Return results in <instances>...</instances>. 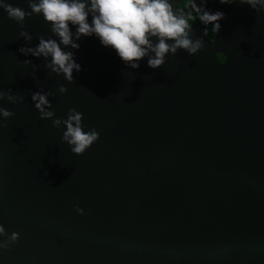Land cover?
<instances>
[{
    "label": "water",
    "instance_id": "95a60500",
    "mask_svg": "<svg viewBox=\"0 0 264 264\" xmlns=\"http://www.w3.org/2000/svg\"><path fill=\"white\" fill-rule=\"evenodd\" d=\"M204 6L224 18L212 39L190 25L196 54L131 69L82 36L72 82L18 52L52 36L43 18L0 9V91L22 97L0 99L13 113L0 118V264H264V11ZM37 89L53 118L34 108ZM70 108L99 133L79 155L52 124Z\"/></svg>",
    "mask_w": 264,
    "mask_h": 264
},
{
    "label": "clouds",
    "instance_id": "9594fccd",
    "mask_svg": "<svg viewBox=\"0 0 264 264\" xmlns=\"http://www.w3.org/2000/svg\"><path fill=\"white\" fill-rule=\"evenodd\" d=\"M206 0H200L199 5L191 0L189 10H195L204 25H212L217 33L219 21L224 18L222 11H209L205 8ZM221 4L239 2L247 4L256 11H264V0H219ZM27 11L14 6L8 0H0L8 18L22 24L25 17L40 15L48 24L51 37L38 35L34 46H21L18 52L32 57L43 58L44 67L49 74L62 75L72 82L73 72H79L81 65L76 61L72 49H78L77 41L82 37H94L101 46L112 49L120 61L128 68L136 69L140 61L146 60V66L157 69L165 62L167 54H175L178 49L187 55L196 54L203 46L200 38H193L191 26L186 12L173 7V0H28ZM74 29V31L72 30ZM26 44H31L32 35L23 28L19 31ZM30 64V60H24ZM35 70V66H33ZM58 91H66L64 85L58 86ZM51 93L37 89L29 90L33 106L39 112L41 119L53 118ZM0 99L17 102L22 97L14 96L12 90L0 91ZM13 113L0 107V118H8ZM82 113L70 108L65 119H52L53 126L64 125L61 141L65 142L72 153L82 154L94 141L99 133L94 129L85 130L82 124ZM78 213L83 209L76 208ZM5 229L0 225V234ZM17 232H12L8 239L16 241ZM6 246L0 244V247Z\"/></svg>",
    "mask_w": 264,
    "mask_h": 264
},
{
    "label": "trees",
    "instance_id": "16d2710c",
    "mask_svg": "<svg viewBox=\"0 0 264 264\" xmlns=\"http://www.w3.org/2000/svg\"><path fill=\"white\" fill-rule=\"evenodd\" d=\"M189 1L190 0H179L178 5L181 8H185L188 5ZM187 19L190 25L200 26L209 38L212 39L215 36V31L213 30L212 26L202 24L198 18V13H190ZM217 60L219 63H221L225 60V57L222 54H218Z\"/></svg>",
    "mask_w": 264,
    "mask_h": 264
}]
</instances>
